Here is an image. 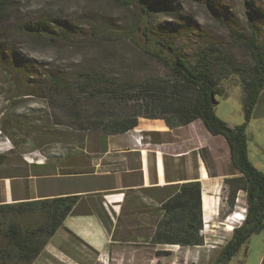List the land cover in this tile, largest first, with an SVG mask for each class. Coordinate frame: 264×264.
<instances>
[{"label":"trees","instance_id":"1","mask_svg":"<svg viewBox=\"0 0 264 264\" xmlns=\"http://www.w3.org/2000/svg\"><path fill=\"white\" fill-rule=\"evenodd\" d=\"M113 2L139 14L140 23L130 39L144 54L163 63L167 75L138 77L126 71L123 64H80L70 70L52 64H4V67L22 81H36L40 92L30 91L25 95L38 94L48 99L56 124L62 126L56 132L50 126L37 131L59 135L60 142L77 143L89 152H102L109 136L135 129L141 118L164 120L170 129L200 120L212 136L223 137L235 175L225 181L230 187V205L234 207L239 192L245 193L247 203L243 222L234 228L231 238L213 261V264H231L250 239L264 231V172L249 157L248 128L264 96V47L259 43L258 28L252 24V13L246 11L243 25L226 27L232 39L249 53L250 64L233 63L216 45L200 46L198 60L191 64L180 54L177 43L179 33L187 29L179 24L158 25L154 21L155 11H173L174 0ZM247 7L252 10V2ZM213 11L221 15L217 8ZM9 13L7 1L0 0V22ZM218 20L226 26L221 17ZM27 29L50 41L54 35L71 34L70 28L63 30L45 23L27 26ZM4 46L0 39V52L5 50ZM233 78L245 93V120L236 126L225 122L216 112L218 99L227 97L223 82ZM7 119V116L2 119V131L13 138ZM88 143L94 146L89 147ZM8 162L9 157L0 154V169ZM16 167V171L21 169L20 165ZM61 174L74 172L62 169ZM11 177L24 175L0 178ZM189 188L191 197L187 198L186 205L175 200L162 204L164 215L154 235L155 243L165 246L168 242H179L181 247L204 245L201 186L193 183ZM78 199L68 196L0 203V264H34L74 212ZM175 210L179 212L173 214ZM260 264H264V257Z\"/></svg>","mask_w":264,"mask_h":264},{"label":"rangeland","instance_id":"2","mask_svg":"<svg viewBox=\"0 0 264 264\" xmlns=\"http://www.w3.org/2000/svg\"><path fill=\"white\" fill-rule=\"evenodd\" d=\"M6 1L10 13L4 22H0V39L5 45V50L0 52V154L8 156L9 162L0 169V177L35 173L26 160H32L34 164L60 165L73 145L60 142L59 135L37 131V128L50 126L56 132L62 130V126L56 124L48 99L38 94L25 95L30 91L40 92L36 89V81H22L18 75L7 72L4 64H52L65 70L80 64H123L126 71L138 77L167 75L163 63L144 54L130 39L140 23L139 14L132 8L117 5L113 0ZM249 2H252V10L247 7ZM173 4L174 9L169 13L155 11L154 21L158 25L179 24L182 29H187V32L182 30L179 33L177 43L180 54L191 64L198 60V48L209 45L221 48L233 63L250 64L249 53L232 39L226 28L243 25L246 11L252 13V24L258 28L259 43L264 47V0H174ZM213 8H217L221 15L217 16ZM220 17L226 26L218 20ZM37 23L63 30L70 28L71 34L67 37L54 35V40L50 41L27 29ZM223 87L227 97L218 99L217 115L230 125L243 124V87L235 78L224 81ZM6 116L13 138L2 131V119ZM248 135L250 160L264 172L259 159L261 151L255 146L258 139L264 142V96L248 128ZM17 165L21 167L19 171H16ZM209 167L210 176L217 177L211 180L209 189L214 201L213 214L205 218L203 213V246H156L146 240L141 245L118 250L114 255L102 256L75 239L80 262L213 264L234 228L243 222L247 203L245 193L239 192L234 207L230 205V187L225 181L235 175L227 146L217 149L216 158L210 154ZM263 257L264 231L254 235L231 264H260ZM34 264L63 263L43 254Z\"/></svg>","mask_w":264,"mask_h":264},{"label":"crops","instance_id":"3","mask_svg":"<svg viewBox=\"0 0 264 264\" xmlns=\"http://www.w3.org/2000/svg\"><path fill=\"white\" fill-rule=\"evenodd\" d=\"M220 146H227L224 138L212 136L200 120L170 129L164 120L141 118L135 129L109 136L102 152H89L73 143L60 165L26 160L37 173L0 179V203L79 198L74 212L44 251L59 263L82 264L75 239L102 256L146 240L160 246L154 235L164 215L162 204L175 200L186 205L193 183L201 186L202 211L207 218L203 201L207 194L214 202L209 189L211 180L217 177L210 176L209 159L210 154L216 158ZM255 146L261 151L259 159L264 165L262 139ZM62 169L74 174L62 175ZM178 244L168 242L165 246Z\"/></svg>","mask_w":264,"mask_h":264},{"label":"bare ground","instance_id":"4","mask_svg":"<svg viewBox=\"0 0 264 264\" xmlns=\"http://www.w3.org/2000/svg\"><path fill=\"white\" fill-rule=\"evenodd\" d=\"M204 206H205V210H206V214H207L206 217L208 218V216H209L210 214H213V212H212V208L214 207V202H213V203L210 202V199H209V197H208L207 194L205 195ZM210 208H211V209H210ZM238 218H239V217H238Z\"/></svg>","mask_w":264,"mask_h":264},{"label":"built area","instance_id":"5","mask_svg":"<svg viewBox=\"0 0 264 264\" xmlns=\"http://www.w3.org/2000/svg\"><path fill=\"white\" fill-rule=\"evenodd\" d=\"M143 139V137H140L138 140L141 141Z\"/></svg>","mask_w":264,"mask_h":264},{"label":"water","instance_id":"6","mask_svg":"<svg viewBox=\"0 0 264 264\" xmlns=\"http://www.w3.org/2000/svg\"><path fill=\"white\" fill-rule=\"evenodd\" d=\"M215 102V101H214ZM215 104H217V103H215Z\"/></svg>","mask_w":264,"mask_h":264}]
</instances>
